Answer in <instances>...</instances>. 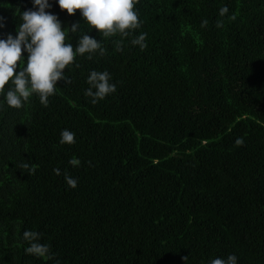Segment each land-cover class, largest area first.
Wrapping results in <instances>:
<instances>
[{
	"label": "trees",
	"instance_id": "16d2710c",
	"mask_svg": "<svg viewBox=\"0 0 264 264\" xmlns=\"http://www.w3.org/2000/svg\"><path fill=\"white\" fill-rule=\"evenodd\" d=\"M48 2L66 33L80 23L65 43L75 51L88 34L106 54L77 55L47 107L35 94L9 107L11 83L0 93V264H209L230 254L264 264V0H139L135 35L147 33V47L123 38L122 53L119 34L104 38L79 10ZM28 9L32 0H0V39L15 38ZM92 70L117 85L96 104L84 94ZM64 129L75 144L59 143ZM25 230L54 258L26 255Z\"/></svg>",
	"mask_w": 264,
	"mask_h": 264
},
{
	"label": "clouds",
	"instance_id": "9594fccd",
	"mask_svg": "<svg viewBox=\"0 0 264 264\" xmlns=\"http://www.w3.org/2000/svg\"><path fill=\"white\" fill-rule=\"evenodd\" d=\"M33 8L22 12V23L19 25L15 38L8 34L6 39H0V93H5L6 85L11 83L12 87L6 92L5 99L9 107L21 109L24 102L34 94L39 97L40 103L47 107L49 97L56 92L58 81L69 82L64 75L67 66L74 64L77 55L84 56L91 60L93 56L103 57L106 50L102 42L88 34H84L78 40L73 49L71 43H65L68 32L77 33L80 30V23H73L67 33L61 27V22L55 14L46 12L51 8L48 0H32ZM61 10H66L69 15H74L79 10L83 21L102 35L104 38H111L117 34L122 38L115 41V50L123 52V38L133 37L130 40L132 46H138L141 51L147 47V33L135 35L136 30L141 27L142 22L138 18L135 6L139 0H57ZM229 12L227 6L219 9V14L224 17ZM235 20L233 14L230 17ZM208 20H202L201 27L207 28ZM217 28H223V20L216 21ZM25 53H27L25 57ZM26 59V66L20 67L22 60ZM79 67V64L75 65ZM112 77L108 71L98 72L92 70L87 77L89 87L85 90V96L91 98V103L96 104L107 96L117 91V85L111 83ZM60 144H75V133L64 129L61 131ZM237 146H243V139L236 140ZM90 163V162H89ZM72 167H80L81 161L70 159ZM21 172L28 175L34 174L35 168L30 167L27 162L20 164ZM56 175H61L60 170L53 169ZM64 178L69 187L75 189L78 179L72 178L64 173ZM23 240L29 245L24 249L26 255L50 260L54 253L50 251L49 244H42V234L38 231L25 230ZM185 261L186 256L182 257ZM238 257L230 254L226 259L215 258L209 264H237ZM59 264V261H56Z\"/></svg>",
	"mask_w": 264,
	"mask_h": 264
}]
</instances>
